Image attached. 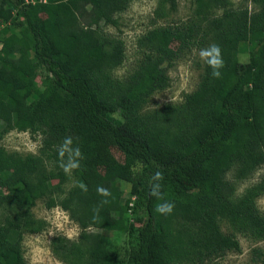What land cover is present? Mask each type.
Segmentation results:
<instances>
[{"label":"trees","instance_id":"obj_1","mask_svg":"<svg viewBox=\"0 0 264 264\" xmlns=\"http://www.w3.org/2000/svg\"><path fill=\"white\" fill-rule=\"evenodd\" d=\"M133 1L0 0V141L11 132L40 139L36 154L0 146V264H28L24 234L47 227L32 214L39 200L78 227L75 239H51L62 264H207L240 252L235 234L264 240L255 202L264 176L236 200L227 179L234 168L238 180L264 169V0L236 7L231 0H191L185 22H167L177 0H156L152 23H164L137 39L141 59L120 80L113 72L125 45L101 29L117 28L116 15ZM211 43L222 50L220 78L203 62L182 104L142 113L153 94L169 88L168 72L181 54ZM67 136L83 154L71 175L59 166ZM158 171L162 200L150 195ZM121 184L130 186L126 199ZM97 186L111 195H98ZM164 201L175 205L169 215L156 210ZM110 233L132 243L119 248Z\"/></svg>","mask_w":264,"mask_h":264},{"label":"rangeland","instance_id":"obj_2","mask_svg":"<svg viewBox=\"0 0 264 264\" xmlns=\"http://www.w3.org/2000/svg\"><path fill=\"white\" fill-rule=\"evenodd\" d=\"M234 6L241 4L242 0H231ZM250 8L252 5H249ZM157 7L156 0H135L130 3L127 10L116 15L118 19V27L103 26L101 33L103 35L121 39L125 45V60L121 66L116 68L113 76L123 80L133 72L136 62L141 59V53L136 48V41L139 37L147 32L152 27L159 26L162 20L152 23L153 13ZM193 3L191 0H177V10L171 13L167 22L182 21L185 22L192 16ZM168 6L166 7V9ZM4 27L1 24L0 28ZM171 47L177 49L178 43L172 42ZM1 48V44H0ZM247 52L242 49L240 59L242 62L247 61ZM203 62L198 51L193 48L183 52L181 57L175 62L173 68L168 72L170 86L163 92L153 94L146 105L143 106L142 113L163 109L167 105H180L184 101V96L193 92L199 82V75L202 71ZM39 138L33 140L28 133L11 132L3 137L0 141V146L7 149L9 152L33 153L36 154L40 144ZM115 156L121 160L122 154L116 149L111 150ZM139 166L133 167V171H138ZM102 172L103 170L100 169ZM235 168L228 173L227 179H232L231 183V199H239L244 192L261 181L264 176V169H257L252 174L244 179L235 178ZM54 184L56 181L53 182ZM125 195L130 189L129 185L121 184ZM69 185L66 186L69 187ZM45 200H39L36 206L32 209V214L37 219H43L47 223V227L40 233H25L22 241V252L28 264H62L56 260L50 250L51 239L58 234L65 236L68 239H75L78 235V227L70 220L67 213L58 208L52 210L45 209ZM259 212L264 216V194H261L255 200ZM131 206V205H130ZM130 213L125 216L131 221ZM132 216L134 213L131 214ZM135 215L139 216V213ZM131 217V218H130ZM137 226L138 223L136 224ZM222 232L229 234L231 230L226 222L220 223ZM115 234L110 233L109 238L113 243H117L120 248L122 243H132L127 235H120L118 239ZM235 237L240 244V252H228L221 258L210 261L207 264H264V240L254 241L245 235L235 234ZM120 244V245H119ZM262 253L257 256L255 251Z\"/></svg>","mask_w":264,"mask_h":264},{"label":"clouds","instance_id":"obj_3","mask_svg":"<svg viewBox=\"0 0 264 264\" xmlns=\"http://www.w3.org/2000/svg\"><path fill=\"white\" fill-rule=\"evenodd\" d=\"M198 55L202 61L211 69V76L214 79H219L221 76V69L224 67V60L222 56V50L216 43H211L207 47L200 48ZM58 156L60 158L59 166L67 175H71L72 172L80 168V161L83 159V154L80 151L78 145H74L73 138L67 136L63 139L58 147ZM163 173L156 172L153 176V182L150 189V195L157 200H162V183ZM83 191H87V186L82 182L78 185ZM97 193L103 197L111 195L110 191L103 186H97ZM106 200H102L100 203H106ZM174 203L164 201L157 205V212L162 215H169L174 210Z\"/></svg>","mask_w":264,"mask_h":264}]
</instances>
